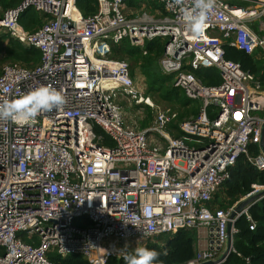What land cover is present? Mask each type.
<instances>
[{
	"label": "built area",
	"instance_id": "built-area-1",
	"mask_svg": "<svg viewBox=\"0 0 264 264\" xmlns=\"http://www.w3.org/2000/svg\"><path fill=\"white\" fill-rule=\"evenodd\" d=\"M97 1L90 16L76 0H23L5 11L0 4V28L41 50L34 67L2 66L0 102L42 85L66 98L61 108L26 124L0 120V264H54L53 253L109 264L111 256L124 258L132 250L122 244L144 247L182 228L215 234V242L187 264H224L236 221L246 215L253 230L249 210L264 198L250 200L233 216L241 202L264 190L253 183L232 206L214 203L239 158L264 171V114L258 113L264 112V88L226 58L223 41L264 60V0H216L198 36L170 0H157L161 6L152 14L142 7L134 16L126 14L129 0ZM185 7L191 9V0ZM30 8L46 16L34 31L20 22ZM126 38L142 48L146 41L167 39L160 69L200 101L196 116L178 121L177 111L155 103L147 84L136 81L127 60L111 58V43ZM202 67L219 69L222 82L206 84L195 74ZM133 105L141 118L151 109L150 124L140 127L128 116ZM96 126L112 146L97 141L102 137ZM78 219L83 225L75 224Z\"/></svg>",
	"mask_w": 264,
	"mask_h": 264
},
{
	"label": "trees",
	"instance_id": "trees-1",
	"mask_svg": "<svg viewBox=\"0 0 264 264\" xmlns=\"http://www.w3.org/2000/svg\"><path fill=\"white\" fill-rule=\"evenodd\" d=\"M23 0H0L2 10L17 7ZM146 3V7H160L157 0H129V4L135 6ZM238 4L247 5L245 1ZM77 9L84 15L90 16L98 10L97 0H76ZM162 8V7H161ZM1 14H3L1 12ZM0 14V15H1ZM46 16L35 9H27L21 16L20 22L25 29L34 31L45 22ZM253 28L259 32L258 23L252 24ZM167 39L156 38L146 41L144 47L131 45L129 39H124L120 43H111L110 56L115 59L129 60L130 71L136 77L138 70L147 82V93L153 94L161 101H168L178 105L173 108L178 111V121L191 116H196L200 110L199 100L189 98L182 89L173 85L174 75L162 73L159 59L163 55ZM223 47L227 59H232L241 64L246 71L253 73L262 82L264 88V60L259 58L257 52L247 54L241 49L233 47L228 40L223 41ZM3 53V60L9 63L17 62L26 67H34L41 61V50L35 46H26L17 41L8 31L0 28V54ZM1 73V71H0ZM195 74L208 85H219L222 77L216 67H202L195 70ZM151 92V93H150ZM148 113L149 110H148ZM151 120H146L140 127L150 124ZM97 127V126H96ZM95 127V129H96ZM177 128V125H173ZM98 132L101 130H97ZM175 135H183L182 131L175 132ZM264 184V171H260L250 164L244 157L238 159L231 170V176L217 191L214 199L215 205L228 208L237 202L241 197L252 190V184ZM250 215L256 223V227L251 230L250 222L246 215H242L236 221L238 231L234 234V248L224 264H264V198L254 204L250 210ZM80 220V219H79ZM76 222V221H75ZM161 242L148 241L144 248L155 250L160 253V264H187L192 260L197 251V238L195 229L182 228L174 233L160 235ZM128 250V253H132ZM51 258L54 264H91L80 254H69L65 257L53 253ZM109 264H126L124 258L111 256Z\"/></svg>",
	"mask_w": 264,
	"mask_h": 264
},
{
	"label": "clouds",
	"instance_id": "clouds-1",
	"mask_svg": "<svg viewBox=\"0 0 264 264\" xmlns=\"http://www.w3.org/2000/svg\"><path fill=\"white\" fill-rule=\"evenodd\" d=\"M186 0H170V6L178 8L183 23L193 35H199L216 0H191V9L185 7ZM66 103L65 96L50 85H42L11 101L0 102V120L26 124L41 113L59 109ZM160 253L144 247L126 254V264H160Z\"/></svg>",
	"mask_w": 264,
	"mask_h": 264
},
{
	"label": "rangeland",
	"instance_id": "rangeland-1",
	"mask_svg": "<svg viewBox=\"0 0 264 264\" xmlns=\"http://www.w3.org/2000/svg\"><path fill=\"white\" fill-rule=\"evenodd\" d=\"M146 11L149 12L150 14H152L150 11H148V10H146ZM130 16H133V15H130ZM110 52H111V49H110ZM127 61L130 62L128 59H127ZM6 63H9V62L3 60V53L0 54V71H1L2 66L4 64H6ZM136 81H138L141 84V86L146 87V84H147L146 81L147 80H146V78L138 70L136 71ZM150 96L152 97V99L154 100L155 103H157L158 105H160L162 107H170L172 109L174 107L175 108L178 107V105L175 104V103L172 104V103H170L168 101H165V100L164 101H161V99H159V97H157V96H155L153 94H151ZM127 110H128V116L129 117H132L134 115V113L137 111V107L134 106V105L133 106H128ZM148 110H149L150 113H148ZM173 110H175V109H173ZM175 111H177V110H175ZM258 113L261 114V115L264 114V112H262V111L261 112H258ZM132 118L137 121V124L138 125H141V123H143L146 120H151L152 121L153 114H152L151 109H148L147 108V109H145L142 118L140 117V115H137L136 116V114ZM98 129L101 130V131L98 132L97 131ZM95 131H96V134L98 136H101L102 137L101 139H97V141L100 144H105V145H108V146H112L113 145V141L111 140V138L105 133V131L101 127H98L97 126L96 129H95ZM83 222H84V220H82V219L79 220L78 219V220H76L75 224L76 225H83ZM195 230L197 232L198 229H195ZM21 235L26 240V235L24 233H22ZM156 242H159L160 243L161 240L156 239ZM137 246H138V244L137 243H132V241H129V243H126V244H122L121 245V247H127V248H130L132 250L133 249L135 250L137 248Z\"/></svg>",
	"mask_w": 264,
	"mask_h": 264
},
{
	"label": "crops",
	"instance_id": "crops-1",
	"mask_svg": "<svg viewBox=\"0 0 264 264\" xmlns=\"http://www.w3.org/2000/svg\"><path fill=\"white\" fill-rule=\"evenodd\" d=\"M142 7H145L146 10L152 12L154 11V7H150V8H147L146 7V3L143 2L141 5H139L138 7L135 6V4H129V1H128V8L126 10V14L127 15H135L136 12L138 10H140ZM196 238H197V245H198V249H207V247H209V244L211 242V238H210V235L208 234V231L207 229H200V230H197L196 232Z\"/></svg>",
	"mask_w": 264,
	"mask_h": 264
},
{
	"label": "water",
	"instance_id": "water-1",
	"mask_svg": "<svg viewBox=\"0 0 264 264\" xmlns=\"http://www.w3.org/2000/svg\"><path fill=\"white\" fill-rule=\"evenodd\" d=\"M260 146H261V148H262L263 151H264V126H263V130H262V141H261V143H260ZM263 194H264V190L261 191V193H259L258 195L254 196V197H251L249 200L241 202L240 205H239V207L237 208V211L233 213V216H235L236 213H237L238 211H240V210L245 206V204H246L247 202H249L250 200H253V199H255V198H258V197H260V196L263 195ZM231 227H232V224L230 223V224H229V231H231ZM212 230H213V229H212ZM210 237H211V242H210V243L213 244V243L215 242V234H214V232L210 233ZM232 246H234V237H233V235H231V233H230V234H229V240H228L227 248H226V251H225V253H224V256L230 255V251H231ZM213 248H214V247H213V245H212V246H211V249H213ZM217 249L220 250L221 247L218 246ZM212 262H213V261H207V262H202V263H198V264H212Z\"/></svg>",
	"mask_w": 264,
	"mask_h": 264
}]
</instances>
